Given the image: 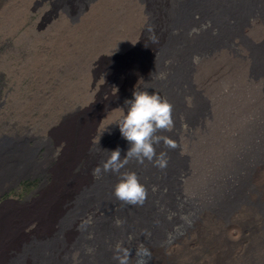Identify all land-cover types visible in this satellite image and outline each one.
Masks as SVG:
<instances>
[{
  "label": "rangeland",
  "instance_id": "374dc122",
  "mask_svg": "<svg viewBox=\"0 0 264 264\" xmlns=\"http://www.w3.org/2000/svg\"><path fill=\"white\" fill-rule=\"evenodd\" d=\"M82 1L0 2V139L8 155H1L0 167L13 164L10 153L23 166L48 164L46 172L14 181L0 176L1 183L7 180L0 187V214L6 207L33 206L54 183L49 169L64 157L54 123L83 105L84 111L110 105L111 69L125 66L154 34L165 42L149 0H96L81 13ZM253 26L248 45L237 42L233 53L220 51L195 66L193 87L204 93L210 111L185 144L187 154L194 145L190 187L203 211L173 245L156 249L153 264H264V54L254 52L264 47V20ZM197 113L195 106L188 115ZM115 121L105 128L111 134L119 130L112 128ZM92 147L97 167L105 149ZM8 169L18 172L15 163ZM35 224L24 231L31 234Z\"/></svg>",
  "mask_w": 264,
  "mask_h": 264
},
{
  "label": "bare ground",
  "instance_id": "6f19581e",
  "mask_svg": "<svg viewBox=\"0 0 264 264\" xmlns=\"http://www.w3.org/2000/svg\"><path fill=\"white\" fill-rule=\"evenodd\" d=\"M93 1L96 0H83L79 12L83 13ZM149 1L165 42L156 33L145 48L130 57L131 61L126 60L128 65L111 69L108 77L112 84L105 102L110 105H100L95 111H84L83 105L76 113L67 112L54 123L58 122V126L53 136L60 149L63 148L64 152L59 151L64 157L53 168L49 165L54 183L39 202L34 200L33 206L2 210L0 264L10 261L28 264L31 260L36 264H118L114 259L117 244L128 250V264H138L141 259L153 264L158 248L173 245L198 219L202 207L198 197L191 193V190L196 193V189L190 187L194 145H190L187 154L185 139L192 138L210 110L204 93L194 90L193 72L204 59L220 51L232 52L237 42L249 44V29L255 22L264 20V0ZM254 52L260 58L264 47ZM134 90L159 93L171 103L173 126L171 130L157 129L155 135L170 138L175 146H169L162 138L154 144L156 154L151 160L145 158L140 163L132 157L119 172L102 171L97 177L90 155L92 144L95 149L102 145L105 149L98 156L97 166L101 168L113 150L119 148L123 161L131 146L120 129L111 134L105 128L114 117L112 128L118 126L127 113L125 101L132 98ZM195 106L198 113L191 117L188 112L194 111ZM107 135L109 138L105 139ZM93 138L98 142H92ZM5 141H0V158L6 152ZM162 153L164 167L157 163ZM9 155L18 172L8 169L13 164L0 167V176L5 179L14 181L34 170H48L47 163L29 161L23 166L17 162L18 154ZM7 157L4 158L8 160ZM2 170L9 173L4 175ZM129 171H134L147 188L143 204H130L115 195L116 184ZM6 181L0 182V187ZM77 189L83 190L70 198V193ZM33 220L36 229L27 234L24 228ZM140 249H146L149 254L138 255Z\"/></svg>",
  "mask_w": 264,
  "mask_h": 264
},
{
  "label": "clouds",
  "instance_id": "9594fccd",
  "mask_svg": "<svg viewBox=\"0 0 264 264\" xmlns=\"http://www.w3.org/2000/svg\"><path fill=\"white\" fill-rule=\"evenodd\" d=\"M125 103L128 105L127 113L123 115L118 126L122 136L130 142L131 146L123 161L120 159L119 148L113 150L103 167L97 166L94 169V175L97 177L102 171L119 172L132 157L140 163H143L145 158L151 160L156 154L154 144L159 143L162 138L169 146H175V142L170 138L155 135L157 129L171 130L173 126L172 105L166 98L159 93L134 90L132 98L127 99ZM163 155L162 153L157 161L161 167L166 165ZM115 195L130 204H143L147 197V188L134 171H129L123 173L116 184ZM117 223L120 222L117 221ZM148 254L146 249L138 250V255ZM114 259L118 264H128V250L117 244ZM138 264H146V261L141 259Z\"/></svg>",
  "mask_w": 264,
  "mask_h": 264
}]
</instances>
